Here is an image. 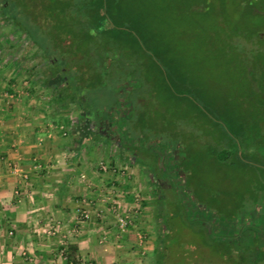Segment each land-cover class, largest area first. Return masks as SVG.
Here are the masks:
<instances>
[{
  "label": "rangeland",
  "instance_id": "rangeland-1",
  "mask_svg": "<svg viewBox=\"0 0 264 264\" xmlns=\"http://www.w3.org/2000/svg\"><path fill=\"white\" fill-rule=\"evenodd\" d=\"M3 5L0 0L2 11ZM2 15L0 73L15 70L23 79L22 89L39 88L52 102L54 90L37 79L41 71L49 76L51 58L22 27L12 25L11 17ZM27 21L34 34L40 31ZM84 26L70 24L66 30L68 45L81 52L86 47L77 33ZM94 31L93 48L78 61L95 63L99 54H106L110 66L102 85L90 89L88 98L80 95L83 107L92 97L97 105L111 95L117 104L109 101L108 119L123 124L130 112L128 118L155 141L167 173L178 183L165 215L178 225L159 235L158 247L165 238L167 255L158 254V263L236 264L243 255L240 231L231 236L230 228L245 229L242 222L249 220L258 239V251L249 261L264 264V0H118L108 23ZM85 113L70 105L63 119L65 132L74 134L75 129L82 142L83 133L91 131L75 126L89 118ZM119 148L116 143L101 146L114 154ZM176 160L190 169H176ZM190 190L204 198L211 221L228 224L225 237L213 226L205 227L196 209L201 203L192 200Z\"/></svg>",
  "mask_w": 264,
  "mask_h": 264
},
{
  "label": "crops",
  "instance_id": "crops-1",
  "mask_svg": "<svg viewBox=\"0 0 264 264\" xmlns=\"http://www.w3.org/2000/svg\"><path fill=\"white\" fill-rule=\"evenodd\" d=\"M2 14L0 9V28L6 20ZM14 71L0 73V264H159L167 250L166 239H160L162 248L157 239L178 225L165 218L171 206L164 194L178 183L167 173L155 141L128 118L130 112L123 124L108 119L109 101L117 100L105 94L99 110L90 104L81 110L89 118L75 127L91 131L83 133L82 142L75 129L65 132L70 105L52 104L39 88L22 89L23 79ZM114 143L120 145L117 154L101 150ZM179 160L176 169H190ZM197 208L204 212L205 227L225 237L228 224L211 221L204 204ZM83 209L89 217L80 222L76 217ZM120 213L133 218L124 232L116 224ZM232 229L231 236L240 231V242L248 234L245 241L258 251L252 226Z\"/></svg>",
  "mask_w": 264,
  "mask_h": 264
},
{
  "label": "trees",
  "instance_id": "trees-1",
  "mask_svg": "<svg viewBox=\"0 0 264 264\" xmlns=\"http://www.w3.org/2000/svg\"><path fill=\"white\" fill-rule=\"evenodd\" d=\"M117 2L118 0H3V14L13 18L14 25L22 27L33 42L38 43V46L52 60L48 70L49 76L45 77V72L41 71L37 77L43 86L54 90L52 102H59L61 105H74L75 107H80V110L85 109L83 108L80 95L88 98L90 89L103 84V73L107 72V68L110 66L105 60L106 54H99L101 60H95V63L94 60H90L88 64L79 62L78 58L84 57L87 53L89 54L91 48H93V45L89 44L94 43L93 40L96 38L94 30L108 23V16L116 10ZM29 19L39 26V32L34 34L29 29L27 24ZM70 24L72 27L85 25L80 27V32L77 33L78 41L80 40V43H84V47H86L82 52L78 50L79 47L68 45L67 41L70 38L66 37L69 34H67L68 31L66 32V30ZM47 42H50L52 46H48ZM88 48L89 52L86 50ZM94 54L92 53L91 55ZM87 66L89 68L93 67V71L90 68V73H87ZM63 79H65L66 85L62 84ZM92 101L93 97L90 100V105L95 107V100ZM235 130L237 133L241 132L238 127ZM174 193L176 194V191L169 190L168 193L164 194L165 201L174 199ZM191 193L192 200L197 203L205 202L201 196L197 198L196 194L192 191ZM179 200L183 201V198ZM181 201L177 202L180 203ZM182 210L185 211V208ZM197 210L199 215H203L202 209L197 208ZM244 227L248 228L250 226ZM246 235L248 234L244 233L241 240L243 255L240 258L242 259L238 260L236 264H251L249 258L254 253V250H252L254 247L251 249V244L245 241ZM164 244L165 242L163 246L167 250Z\"/></svg>",
  "mask_w": 264,
  "mask_h": 264
},
{
  "label": "built area",
  "instance_id": "built-area-1",
  "mask_svg": "<svg viewBox=\"0 0 264 264\" xmlns=\"http://www.w3.org/2000/svg\"><path fill=\"white\" fill-rule=\"evenodd\" d=\"M89 217V211L88 210H81L79 214L77 215L76 219L81 221H85ZM133 218L130 214L127 213H120L116 215V224L118 226V229L120 231H126L129 229L130 226H132ZM142 235H139V239L142 240Z\"/></svg>",
  "mask_w": 264,
  "mask_h": 264
}]
</instances>
